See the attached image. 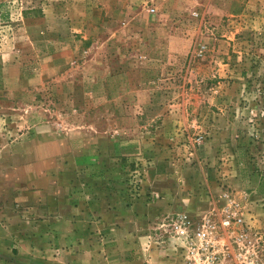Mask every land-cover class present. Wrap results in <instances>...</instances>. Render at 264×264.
<instances>
[{
    "label": "rangeland",
    "instance_id": "rangeland-1",
    "mask_svg": "<svg viewBox=\"0 0 264 264\" xmlns=\"http://www.w3.org/2000/svg\"><path fill=\"white\" fill-rule=\"evenodd\" d=\"M0 165L59 198L57 226L139 205L131 242L167 255L146 240L163 215L233 202L264 248V0H0ZM5 210L0 264L67 248Z\"/></svg>",
    "mask_w": 264,
    "mask_h": 264
},
{
    "label": "crops",
    "instance_id": "crops-1",
    "mask_svg": "<svg viewBox=\"0 0 264 264\" xmlns=\"http://www.w3.org/2000/svg\"><path fill=\"white\" fill-rule=\"evenodd\" d=\"M1 171L0 167V218L7 217L4 214L6 207L21 205L28 209V213H40L44 223H47L42 233L44 236L52 235L54 244H59L57 232L64 237L62 241L66 242L67 248L59 252L61 255L55 257L53 254L49 257L53 261L51 264H179L177 259L162 252L163 256L153 252L147 254L141 250L140 244L134 245L131 242L137 223L143 222L148 215L140 212L139 205L130 206L123 211L102 208L96 211V216H92L95 217L94 220L85 211L76 212V208L71 206L70 214L59 213L60 218L67 219V222L57 226L56 208L52 212L49 206L52 201H59L56 195H46L47 188L41 191L38 190L39 186L35 188L36 191L28 193H22L21 189H14L15 187L10 190L7 178L2 176ZM48 189L52 187L49 186ZM9 191L11 195L8 194ZM98 235L101 236V243Z\"/></svg>",
    "mask_w": 264,
    "mask_h": 264
},
{
    "label": "built area",
    "instance_id": "built-area-1",
    "mask_svg": "<svg viewBox=\"0 0 264 264\" xmlns=\"http://www.w3.org/2000/svg\"><path fill=\"white\" fill-rule=\"evenodd\" d=\"M211 214L199 219L182 211L163 215L146 238L148 250H164L179 264H264L259 232L245 222L238 204L229 202L218 221Z\"/></svg>",
    "mask_w": 264,
    "mask_h": 264
}]
</instances>
